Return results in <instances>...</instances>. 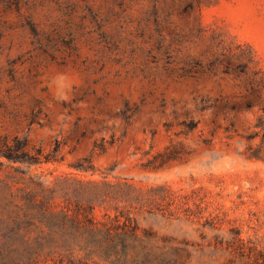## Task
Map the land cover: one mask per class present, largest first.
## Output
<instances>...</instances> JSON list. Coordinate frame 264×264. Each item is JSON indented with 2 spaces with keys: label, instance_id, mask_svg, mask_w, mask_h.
<instances>
[{
  "label": "rangeland",
  "instance_id": "1",
  "mask_svg": "<svg viewBox=\"0 0 264 264\" xmlns=\"http://www.w3.org/2000/svg\"><path fill=\"white\" fill-rule=\"evenodd\" d=\"M261 115L264 0H0V138L42 160L0 156L2 175L144 187L139 233L154 236L89 264H238L231 228L264 237V158L246 154ZM171 142L173 165L145 170Z\"/></svg>",
  "mask_w": 264,
  "mask_h": 264
},
{
  "label": "trees",
  "instance_id": "2",
  "mask_svg": "<svg viewBox=\"0 0 264 264\" xmlns=\"http://www.w3.org/2000/svg\"><path fill=\"white\" fill-rule=\"evenodd\" d=\"M34 30L37 31L35 27ZM255 126L248 139L259 138L260 142L258 146L251 145L246 154L264 158V115ZM180 154L174 143H168L152 153L142 163L143 168L155 171L170 168ZM0 156L12 162L42 161L41 151L32 152L28 140L18 136L13 141L0 138ZM0 163L4 164L3 160ZM75 166L80 171L95 169L91 157H83ZM107 177L105 174L103 179H87L65 174L45 178L44 182L30 176L26 182L25 176L4 177L0 167V203L4 208L0 217V264H39L42 260L45 264H89V254L96 246L107 243L111 250L119 251L122 247L128 251L135 238H152L154 235L148 230L141 236L137 221V214L145 204L144 187L128 178L114 182ZM161 187L168 192L163 198L173 193L169 186ZM155 189L152 187L151 191ZM150 198L161 203L156 196ZM99 206L105 208L102 216L97 212ZM210 221L213 227H218L214 216ZM231 230L228 248L233 259L238 264H264V237L244 236L239 226Z\"/></svg>",
  "mask_w": 264,
  "mask_h": 264
}]
</instances>
